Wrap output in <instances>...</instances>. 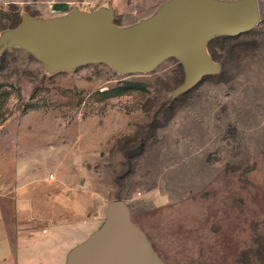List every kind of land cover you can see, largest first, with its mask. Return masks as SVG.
<instances>
[{
    "label": "rangeland",
    "instance_id": "374dc122",
    "mask_svg": "<svg viewBox=\"0 0 264 264\" xmlns=\"http://www.w3.org/2000/svg\"><path fill=\"white\" fill-rule=\"evenodd\" d=\"M169 1L136 0L128 6L150 11L130 19L114 10L111 21L132 29ZM257 2L249 31L206 39L236 37L220 38L214 55L205 45L216 68L179 92L186 76L175 54L150 72H120L107 62L55 71L20 46L0 53V264H69L107 226L114 199L161 264H264V0ZM73 7L93 6L0 0V35L23 20L64 19Z\"/></svg>",
    "mask_w": 264,
    "mask_h": 264
},
{
    "label": "water",
    "instance_id": "95a60500",
    "mask_svg": "<svg viewBox=\"0 0 264 264\" xmlns=\"http://www.w3.org/2000/svg\"><path fill=\"white\" fill-rule=\"evenodd\" d=\"M114 10L88 12L73 7L58 21L23 20L0 35V53L20 46L53 70L76 64L107 62L120 72H150L166 56L182 58L185 90L216 65L207 54L206 39L213 33L240 35L259 17L257 0L226 4L211 0H170L157 17L141 20L132 29L116 28ZM122 199L108 204V224L75 252L69 264H161L144 235L129 220Z\"/></svg>",
    "mask_w": 264,
    "mask_h": 264
},
{
    "label": "crops",
    "instance_id": "0c3cea01",
    "mask_svg": "<svg viewBox=\"0 0 264 264\" xmlns=\"http://www.w3.org/2000/svg\"><path fill=\"white\" fill-rule=\"evenodd\" d=\"M89 1L91 2L92 6H93L90 9L96 10L98 8H101V7L108 8V6H110L111 8H113V10L116 11L117 16H121L123 18L136 19V18H139L140 16L144 15L146 12L150 11L149 7H146L145 9H138V8H133L131 6H128L129 3H132L136 0H106L107 2L104 0H89ZM137 1H139V0H137ZM140 1H142V0H140ZM151 4L152 3L149 0V5H151ZM0 158H2L1 155H0ZM0 163H1L0 164V179H2L3 178L2 176L5 173V170H3V169L6 166V161H4L3 159L1 161V159H0ZM14 163H16V162H14ZM29 163H27L26 160H23V162L20 160V162L17 164L18 169L22 170L24 172V174L30 173L32 171V169L29 166L30 165ZM22 166H24V167H22ZM21 179H22V177H21ZM1 187H5L4 184H2ZM82 222H83V224H85V220H82ZM41 232L42 233L45 232V229L41 230ZM23 234H26V233L24 232ZM34 264H39V263H34Z\"/></svg>",
    "mask_w": 264,
    "mask_h": 264
},
{
    "label": "trees",
    "instance_id": "16d2710c",
    "mask_svg": "<svg viewBox=\"0 0 264 264\" xmlns=\"http://www.w3.org/2000/svg\"><path fill=\"white\" fill-rule=\"evenodd\" d=\"M220 38H221V40H230V39H233V38H236V37H217V38L211 40V41L208 43V45H206V46H207L208 51H209L212 55L215 54V49H214V48H215V45H216V43L219 41Z\"/></svg>",
    "mask_w": 264,
    "mask_h": 264
}]
</instances>
